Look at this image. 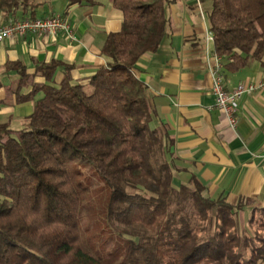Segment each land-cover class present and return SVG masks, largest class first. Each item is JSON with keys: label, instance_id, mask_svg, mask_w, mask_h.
<instances>
[{"label": "trees", "instance_id": "obj_1", "mask_svg": "<svg viewBox=\"0 0 264 264\" xmlns=\"http://www.w3.org/2000/svg\"><path fill=\"white\" fill-rule=\"evenodd\" d=\"M171 1L111 0L121 27L85 84L60 61L32 74L6 64L18 76L5 88L11 105L30 101L32 112L18 129L0 124V264H264V207L246 215L249 198L230 204L195 176L175 180L168 129L133 74L166 35ZM18 2L0 0V11ZM82 2L95 0L68 5ZM208 26L224 70L261 60L264 0H212Z\"/></svg>", "mask_w": 264, "mask_h": 264}, {"label": "crops", "instance_id": "obj_2", "mask_svg": "<svg viewBox=\"0 0 264 264\" xmlns=\"http://www.w3.org/2000/svg\"><path fill=\"white\" fill-rule=\"evenodd\" d=\"M212 2L172 0L165 7L167 33L157 50L138 59L133 74L141 80L156 109L155 124L162 122L171 139L173 162L179 168L175 180L191 176L205 187L212 199L224 196L230 204L249 198L246 208L264 207V54L259 61L237 71L223 68L224 87L230 91L241 83L262 82V88L241 96L232 129L215 107L208 63L214 49L208 26ZM61 15L72 25L75 40L61 33L25 34L0 43V124L21 127L32 112V102L11 105L13 95L5 88L14 83L16 72L7 63L21 62L27 73L51 60L71 66L73 81L85 84L107 63L101 53L106 36L121 27L122 11L111 0L68 5V0H20L16 8L0 11V24L21 18ZM63 75L57 69L55 80ZM36 82L44 78L35 77ZM26 88L24 92H27Z\"/></svg>", "mask_w": 264, "mask_h": 264}, {"label": "built area", "instance_id": "obj_3", "mask_svg": "<svg viewBox=\"0 0 264 264\" xmlns=\"http://www.w3.org/2000/svg\"><path fill=\"white\" fill-rule=\"evenodd\" d=\"M57 33L63 34L69 40H75L72 25L61 15L9 20L4 24H0V43L6 38H11L17 35ZM207 39H212L211 32L208 34ZM212 59V62L208 63V71L211 76V91L215 97V107L223 112L229 126L232 129H235L237 125L236 112L241 96L262 88L263 84L262 82L241 83L228 91L224 87L222 58L214 52Z\"/></svg>", "mask_w": 264, "mask_h": 264}, {"label": "rangeland", "instance_id": "obj_4", "mask_svg": "<svg viewBox=\"0 0 264 264\" xmlns=\"http://www.w3.org/2000/svg\"><path fill=\"white\" fill-rule=\"evenodd\" d=\"M201 2H212V0H200Z\"/></svg>", "mask_w": 264, "mask_h": 264}]
</instances>
